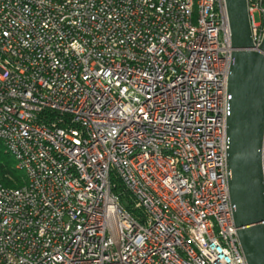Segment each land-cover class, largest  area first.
Returning <instances> with one entry per match:
<instances>
[{
    "label": "built area",
    "instance_id": "built-area-1",
    "mask_svg": "<svg viewBox=\"0 0 264 264\" xmlns=\"http://www.w3.org/2000/svg\"><path fill=\"white\" fill-rule=\"evenodd\" d=\"M231 37L225 0H0V264H247Z\"/></svg>",
    "mask_w": 264,
    "mask_h": 264
},
{
    "label": "water",
    "instance_id": "water-1",
    "mask_svg": "<svg viewBox=\"0 0 264 264\" xmlns=\"http://www.w3.org/2000/svg\"><path fill=\"white\" fill-rule=\"evenodd\" d=\"M231 28L228 185L247 264H264V38L256 48L247 0H225Z\"/></svg>",
    "mask_w": 264,
    "mask_h": 264
},
{
    "label": "trees",
    "instance_id": "trees-1",
    "mask_svg": "<svg viewBox=\"0 0 264 264\" xmlns=\"http://www.w3.org/2000/svg\"><path fill=\"white\" fill-rule=\"evenodd\" d=\"M3 160H7V162H10V158H3ZM2 171H3V167H2V169H1ZM15 176H17V178H18V175L16 174V173H13Z\"/></svg>",
    "mask_w": 264,
    "mask_h": 264
},
{
    "label": "rangeland",
    "instance_id": "rangeland-1",
    "mask_svg": "<svg viewBox=\"0 0 264 264\" xmlns=\"http://www.w3.org/2000/svg\"><path fill=\"white\" fill-rule=\"evenodd\" d=\"M258 19V18H257ZM10 165H12V162L10 163Z\"/></svg>",
    "mask_w": 264,
    "mask_h": 264
}]
</instances>
